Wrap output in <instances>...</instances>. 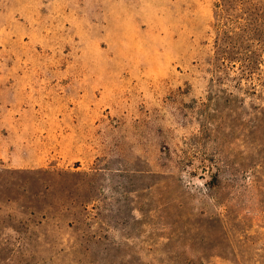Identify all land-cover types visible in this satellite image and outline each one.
Wrapping results in <instances>:
<instances>
[{
    "label": "rangeland",
    "instance_id": "1",
    "mask_svg": "<svg viewBox=\"0 0 264 264\" xmlns=\"http://www.w3.org/2000/svg\"><path fill=\"white\" fill-rule=\"evenodd\" d=\"M0 264H264V0H0Z\"/></svg>",
    "mask_w": 264,
    "mask_h": 264
}]
</instances>
